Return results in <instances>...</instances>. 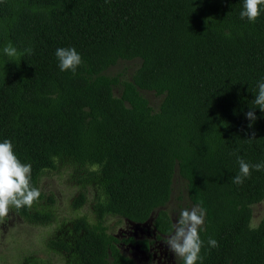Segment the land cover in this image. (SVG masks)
<instances>
[{"label":"trees","instance_id":"obj_1","mask_svg":"<svg viewBox=\"0 0 264 264\" xmlns=\"http://www.w3.org/2000/svg\"><path fill=\"white\" fill-rule=\"evenodd\" d=\"M242 9L243 0H0V142L11 140L31 164L33 187L66 159L89 167L101 191L96 221L78 217L69 240L54 241L73 264H137L118 243L147 249L148 241L109 233L107 215L144 223L154 212L156 234H170L163 206L175 169L205 212L197 264H264V213L250 225L264 170L232 182L237 157L264 163V112L254 104L264 81V5L255 22L241 19ZM9 42L21 55L3 54ZM57 48L81 55L75 73L60 71ZM134 58L129 79L106 73ZM141 90L162 95L157 109ZM83 201L79 192L74 207ZM35 204L12 209L49 222Z\"/></svg>","mask_w":264,"mask_h":264},{"label":"rangeland","instance_id":"obj_2","mask_svg":"<svg viewBox=\"0 0 264 264\" xmlns=\"http://www.w3.org/2000/svg\"><path fill=\"white\" fill-rule=\"evenodd\" d=\"M140 60H118L110 66L106 73L119 75L120 79H129ZM113 92L119 95V88L114 87ZM153 109H157L162 95L153 91L141 90ZM89 167L79 166L69 160H57L56 168L45 170L39 179V189L43 194L35 207L47 210L51 220L47 223L29 222L14 209L10 210L8 217L0 222V264H73L71 255L62 247L55 245L54 241L69 240L73 235L71 224L78 217H85L89 223L96 221L93 204L101 195L95 179L88 174ZM79 192L84 193V201L79 207H74V199ZM191 204L186 196L185 181L175 169L172 178V191L170 198L163 206L172 219L173 224L179 218L183 209L191 210ZM264 213V198L251 205L250 225H256ZM154 214V212H153ZM152 214V216H153ZM152 216L141 225L127 221L124 218L107 215L104 224L109 233L117 238L131 236L140 238L148 230L152 231ZM143 231V232H140ZM118 247L122 253L131 257L137 264H179V257L172 253L168 246H162L163 256L160 259L159 249L153 258H146L134 244L119 242Z\"/></svg>","mask_w":264,"mask_h":264},{"label":"clouds","instance_id":"obj_3","mask_svg":"<svg viewBox=\"0 0 264 264\" xmlns=\"http://www.w3.org/2000/svg\"><path fill=\"white\" fill-rule=\"evenodd\" d=\"M264 0H243V9L240 12L241 19H247L249 22H255L261 14V6ZM3 54L8 57H17L21 55L17 49L9 42L3 48ZM31 48L25 49V52L31 54ZM55 55L58 59L60 71H72L75 73L77 67L82 64V57L75 48H57ZM256 107L264 112V81L258 84V93L254 98ZM249 121L248 127L257 119L254 112L249 110L245 113ZM255 138V132L249 136V140ZM239 164V173L232 178V182L239 185L245 178L251 176V170H264V163L250 165L242 158L237 157ZM99 171L98 166L92 169ZM32 167L30 163H23L15 154L11 140L5 139L0 142V222L8 217L10 210L20 208H31L40 198L41 191L33 187L31 183ZM205 212L198 206L191 210L183 209L179 218L173 224V231L164 241L169 250L176 257L182 260V264H197L202 261L200 255L204 242L201 240L199 232L204 223ZM210 248L218 247V242L208 239Z\"/></svg>","mask_w":264,"mask_h":264},{"label":"flooded vegetation","instance_id":"obj_4","mask_svg":"<svg viewBox=\"0 0 264 264\" xmlns=\"http://www.w3.org/2000/svg\"><path fill=\"white\" fill-rule=\"evenodd\" d=\"M146 222L136 223V224L141 225V224H145ZM151 229H152V231L147 229L146 230L147 232L144 235H142L140 238H134V239H146L148 241V248L147 249L142 248L139 244H134V245H136V247H138V249L143 254H145L146 258H148L149 255L153 258L154 254H156V252H158V251H156V248H155V247H157V249H159V254H160V259H161V257L163 256L162 252H164V254L166 253V251H163L165 249H163V250H161V249H162V246H164V247L168 246L164 241L166 240V238L168 237L169 234H156L154 228L152 227ZM140 232H143V231H140ZM126 237H128V236H126ZM126 237H124V238H126ZM125 243H127V242H125Z\"/></svg>","mask_w":264,"mask_h":264},{"label":"water","instance_id":"obj_5","mask_svg":"<svg viewBox=\"0 0 264 264\" xmlns=\"http://www.w3.org/2000/svg\"><path fill=\"white\" fill-rule=\"evenodd\" d=\"M149 219H150V218H149ZM149 219H148V220H149Z\"/></svg>","mask_w":264,"mask_h":264}]
</instances>
